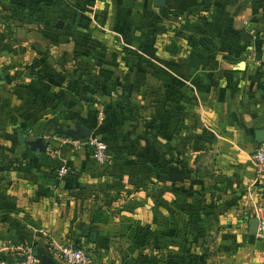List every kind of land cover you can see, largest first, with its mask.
I'll return each instance as SVG.
<instances>
[{
	"label": "crops",
	"instance_id": "0c3cea01",
	"mask_svg": "<svg viewBox=\"0 0 264 264\" xmlns=\"http://www.w3.org/2000/svg\"><path fill=\"white\" fill-rule=\"evenodd\" d=\"M261 129L264 0L0 1L1 263L264 264Z\"/></svg>",
	"mask_w": 264,
	"mask_h": 264
},
{
	"label": "built area",
	"instance_id": "2783aa9c",
	"mask_svg": "<svg viewBox=\"0 0 264 264\" xmlns=\"http://www.w3.org/2000/svg\"><path fill=\"white\" fill-rule=\"evenodd\" d=\"M88 145L91 148L92 158L98 164H105L108 160L107 145L105 142L90 138ZM250 162L253 168L255 190L258 195V203L256 205V217L258 218V226L255 238L264 245V143H256V147L251 154ZM67 173L65 166L58 168V175L61 178ZM8 246H0V252L8 250ZM19 253V260H15L11 264H39L38 258L34 254V249L27 247L22 249L16 247L15 252ZM52 255L59 258L65 264H92L88 252L73 242H65L55 245ZM3 264V263H0Z\"/></svg>",
	"mask_w": 264,
	"mask_h": 264
},
{
	"label": "water",
	"instance_id": "95a60500",
	"mask_svg": "<svg viewBox=\"0 0 264 264\" xmlns=\"http://www.w3.org/2000/svg\"><path fill=\"white\" fill-rule=\"evenodd\" d=\"M134 0H125V4L128 6L133 5ZM66 134L70 135L74 139L76 138H82V137H89L90 132L85 131L84 133H71V132H66ZM256 141L257 143H264V129H261L256 132ZM27 145L31 147L33 150H38V151H44L45 150V144L43 142V139L41 137H36L32 140L27 141ZM249 229L248 233L254 235L257 230L258 226V218L257 217H252L249 220ZM34 254L39 260V264H59L56 262L51 256L45 254L42 249L39 247H36L34 249Z\"/></svg>",
	"mask_w": 264,
	"mask_h": 264
},
{
	"label": "rangeland",
	"instance_id": "374dc122",
	"mask_svg": "<svg viewBox=\"0 0 264 264\" xmlns=\"http://www.w3.org/2000/svg\"><path fill=\"white\" fill-rule=\"evenodd\" d=\"M0 1H4V3H5V2H8V3L10 2V0H0ZM263 249H264V248H263ZM0 263H1V258H0Z\"/></svg>",
	"mask_w": 264,
	"mask_h": 264
},
{
	"label": "trees",
	"instance_id": "16d2710c",
	"mask_svg": "<svg viewBox=\"0 0 264 264\" xmlns=\"http://www.w3.org/2000/svg\"><path fill=\"white\" fill-rule=\"evenodd\" d=\"M262 245V248H264V245L263 244H261Z\"/></svg>",
	"mask_w": 264,
	"mask_h": 264
}]
</instances>
